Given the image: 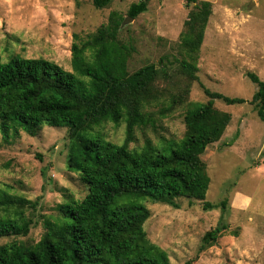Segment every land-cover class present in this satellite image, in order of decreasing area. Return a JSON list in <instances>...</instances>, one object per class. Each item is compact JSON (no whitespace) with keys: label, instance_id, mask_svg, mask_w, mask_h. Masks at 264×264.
<instances>
[{"label":"trees","instance_id":"16d2710c","mask_svg":"<svg viewBox=\"0 0 264 264\" xmlns=\"http://www.w3.org/2000/svg\"><path fill=\"white\" fill-rule=\"evenodd\" d=\"M91 2L94 8L102 9L111 0ZM187 2L194 5L181 33L180 56L173 60L160 57L157 63L130 71L128 60L134 47L118 39L124 17L114 11L87 37L73 34L71 71L41 57L15 54L2 60L0 54L3 137L19 129L36 136L44 125L66 127L68 170L78 173L87 189L81 199L60 205L61 217L45 222V230L34 244H1L0 264H169L166 251L147 238L144 223L150 211L145 202L179 208L177 199L185 197L202 201L203 209L225 207V201L218 205L205 200L209 177L201 155L220 139L231 119L229 112L213 106V99L227 104L245 99L200 84L208 100L189 102L180 138H146L130 147L138 140L136 131L145 138L148 128L156 129V119L149 110L152 105L158 106L157 115L167 116L185 101L189 84L198 80L197 60L211 3ZM145 10L146 2L140 0L130 4L126 16L134 19ZM175 75L187 83L176 93L165 84ZM247 76L257 87L250 103L264 123V81L254 73ZM173 82L179 83V78ZM109 122L125 124L121 143L105 139L94 129ZM9 202L0 192V238L24 236L31 220L12 211ZM226 228L216 226L206 231L200 249L213 244Z\"/></svg>","mask_w":264,"mask_h":264},{"label":"rangeland","instance_id":"374dc122","mask_svg":"<svg viewBox=\"0 0 264 264\" xmlns=\"http://www.w3.org/2000/svg\"><path fill=\"white\" fill-rule=\"evenodd\" d=\"M138 1L111 0L107 7L96 9L91 0H0L1 58L41 57L71 71L73 34L85 38L94 33L112 11L127 17L130 4ZM206 1L211 3V14L197 60L198 80L189 84L185 101L167 116L157 115L158 106L152 105L149 110L156 129L148 128L145 138L136 131L138 140L130 147L146 138H180L189 102L208 100L200 84L245 99L238 104L213 99V106L229 112L231 119L220 139L201 155L209 177L205 200L218 205L225 201V207L203 209L202 201L185 197L177 199L179 208L147 201L150 214L144 230L151 242L166 251L169 264L188 260L190 264H264V123L250 103L257 87L247 76L254 73L264 81V0ZM145 2L144 12L119 26L118 39L134 47L128 60L130 71L157 63L160 57L180 56L181 33L194 5L187 0ZM174 78L179 83H170ZM165 84L176 93L187 83L175 75ZM94 129L115 143H121L125 134L123 122ZM68 147L66 127L44 125L36 136L19 129L7 138L0 130V192L8 196L12 211L31 220L26 235L1 237L0 245L34 244L45 230L44 223L61 217L60 205L86 194L79 174L68 170ZM240 192L251 198L246 210L231 208ZM223 225L227 228L217 240L200 249L203 234Z\"/></svg>","mask_w":264,"mask_h":264},{"label":"crops","instance_id":"0c3cea01","mask_svg":"<svg viewBox=\"0 0 264 264\" xmlns=\"http://www.w3.org/2000/svg\"><path fill=\"white\" fill-rule=\"evenodd\" d=\"M251 203V198L245 193H237L234 197V201L231 208L246 210Z\"/></svg>","mask_w":264,"mask_h":264},{"label":"water","instance_id":"95a60500","mask_svg":"<svg viewBox=\"0 0 264 264\" xmlns=\"http://www.w3.org/2000/svg\"><path fill=\"white\" fill-rule=\"evenodd\" d=\"M131 19H133V18L130 17V16L125 17V18L122 20V22H121V26L124 25L125 23H127V22H128L129 20H131Z\"/></svg>","mask_w":264,"mask_h":264}]
</instances>
